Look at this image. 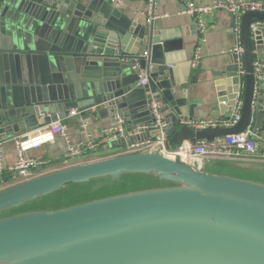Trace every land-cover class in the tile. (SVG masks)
<instances>
[{"label": "water", "instance_id": "95a60500", "mask_svg": "<svg viewBox=\"0 0 264 264\" xmlns=\"http://www.w3.org/2000/svg\"><path fill=\"white\" fill-rule=\"evenodd\" d=\"M255 22H264V13L242 17L247 74L233 69L220 75L237 90L217 119L231 120L226 112L243 87L241 120L231 128L194 129L181 122L194 118L187 92L200 73L191 61L185 67V78L193 74L190 81L177 83L169 67L174 56L168 53L186 47L181 36L169 38L107 0H0V142L78 110L113 123L118 114L125 120L124 134L150 126L141 136L111 143L125 147L159 132L153 127L155 101L177 149L240 134L253 120L260 127L264 108L255 97L250 28ZM261 33L255 31V39ZM145 50L149 57L140 66L150 76L142 85L134 57ZM80 119L72 117L74 122ZM215 162L264 173L260 162L191 161L145 149L0 190L1 215L68 185L116 182L126 176L166 183L55 211L0 218V264H264V182L212 172Z\"/></svg>", "mask_w": 264, "mask_h": 264}, {"label": "crops", "instance_id": "0c3cea01", "mask_svg": "<svg viewBox=\"0 0 264 264\" xmlns=\"http://www.w3.org/2000/svg\"><path fill=\"white\" fill-rule=\"evenodd\" d=\"M160 1L161 12L170 14V17L158 20L153 25L157 30L164 32L167 37L174 38L181 36L186 43L184 50L168 53L174 56L171 59L172 64L169 66L173 72L174 79L177 83L184 81L186 75L185 72L187 70L185 67H187L191 61L193 62L196 60V57L198 56L199 66L194 70L199 71L200 75L196 77V82L194 84L189 83L187 92L188 105L193 106L192 110L194 118H212L218 120L217 118H219L221 114L224 113L225 109H227L230 96L234 94L235 90H237V86L232 83L228 84V81H231V79H223L220 77V75H223V73L228 70H240L234 55L231 53V50L235 45V36L233 34L234 17L228 12L217 11L205 18L207 30L205 33H200L197 22L193 18L178 15V11L188 1L208 4L213 0ZM117 7L124 11L131 12L136 19H139L143 24H146V17L142 13L144 9L143 0H125ZM261 29L262 33L260 34V40H257V38L255 39L254 33H251V35L255 62H260L262 64V74L264 77V24L260 27V30ZM147 51L149 52V50ZM191 76H193V74ZM191 76L189 78H185V80L190 81ZM243 93L244 91L242 87L237 95V99H244ZM221 98H225L227 103H225L226 101L220 102ZM256 98L257 100H261L264 108V80ZM75 111L77 112V116H80L81 119L74 122L72 118H68V116H66L65 122L67 125V139L58 136L54 142L46 144L40 149L30 151V155L39 161L40 164L53 162V165L49 167H40L38 165L33 170L32 177L30 179L71 166L121 155L128 151L129 146L114 147L113 144H108L104 141L106 129L113 124L112 120L105 119L103 117L96 119L91 116L90 112L80 113L78 110ZM233 112L234 107L230 108V110L226 112V116H230L232 118ZM84 122L88 123L87 130L82 127ZM260 124L261 126L257 127L256 122L254 121V126L258 134L264 138V117L262 118ZM45 126L46 124H43L38 128H43ZM86 132L89 133L96 142L97 148L86 151L82 156L76 159H69L66 154L68 142H84L86 140ZM23 134L10 137V139L6 142H0V162L5 168H9L14 164L16 160L14 138ZM169 143L172 148H175L171 142ZM213 164L214 165L210 168V171L212 172L222 174L226 173L241 178L264 182V173L234 169L225 162H215ZM16 178L18 177L10 176L5 180L4 184L0 187V190L16 185L11 182ZM22 182H18L17 184Z\"/></svg>", "mask_w": 264, "mask_h": 264}, {"label": "built area", "instance_id": "2783aa9c", "mask_svg": "<svg viewBox=\"0 0 264 264\" xmlns=\"http://www.w3.org/2000/svg\"><path fill=\"white\" fill-rule=\"evenodd\" d=\"M115 6L122 4L125 0H107ZM144 9L142 13L146 17V24L153 25L156 21L169 18L170 14L161 12L160 0H143ZM217 11H225L230 13L234 19L233 34L235 36V45L231 53L236 56V61L239 65L240 76L247 74L244 60V46L242 37V17L249 12L264 13V0H213L211 3L202 4L193 1L186 2L178 11V15L193 18L199 27L200 33H205L207 30L206 17L214 14ZM264 24V22H255L251 25V33H254ZM149 52L145 51L134 57L135 68L140 70L141 84L146 85L149 80V69H142L140 62L142 59H147ZM199 66L198 56L192 62V69H197ZM255 77V97H257L261 84L264 80L262 74V64L254 62ZM257 100L253 101V108ZM160 102H153L152 110L156 116L154 128H158L159 132L152 138H148L134 144L128 145L127 152H139L145 149H157L165 156L170 158L179 157L184 160H202V159H220V160H247L264 163V138L261 137L255 126L254 120L240 134H232L227 136L217 137L214 141L200 140L195 144L185 143L180 148H172L170 146L169 137L166 129L168 123L164 120L162 114L158 111ZM243 108V99L238 98L235 102L233 117L227 123L215 120L212 118H193L182 121L183 126L194 129L206 128H223L235 127L241 120ZM77 116V112L72 110L68 118ZM66 118H58L56 121L46 125L43 128L27 132L21 136L14 138L16 147V160L14 164L5 168L0 162V187L4 184L3 176H15L21 179L30 180L33 170L40 165L34 157L30 155V151L40 149L42 146L54 142L58 136L63 138L68 137L66 130ZM114 123L106 129L104 141L106 143H114L120 139L136 137L145 134L150 126L139 125L133 131L124 134L125 120L118 114L115 116ZM82 127L87 130L88 123L84 122ZM86 140L84 142L70 143L66 147V154L69 159H76L82 156L88 150L97 148L96 142L91 135L86 132ZM126 152V153H127Z\"/></svg>", "mask_w": 264, "mask_h": 264}, {"label": "rangeland", "instance_id": "374dc122", "mask_svg": "<svg viewBox=\"0 0 264 264\" xmlns=\"http://www.w3.org/2000/svg\"><path fill=\"white\" fill-rule=\"evenodd\" d=\"M22 181H24V179L18 177L11 182L12 184H17ZM165 185L166 183L162 181H157L150 177L145 178L140 176H126L116 182L110 180H99L85 185H68L64 190L62 189L53 195L28 203L20 208L5 212L0 215V218L30 212L55 211L94 200L130 192L153 189Z\"/></svg>", "mask_w": 264, "mask_h": 264}, {"label": "trees", "instance_id": "16d2710c", "mask_svg": "<svg viewBox=\"0 0 264 264\" xmlns=\"http://www.w3.org/2000/svg\"><path fill=\"white\" fill-rule=\"evenodd\" d=\"M8 178H9L8 176H3L4 181H5L6 179H8Z\"/></svg>", "mask_w": 264, "mask_h": 264}]
</instances>
